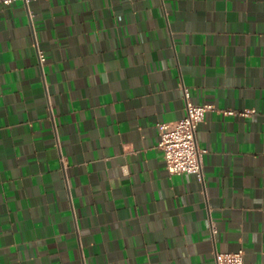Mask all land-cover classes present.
Masks as SVG:
<instances>
[{
  "label": "crops",
  "instance_id": "1",
  "mask_svg": "<svg viewBox=\"0 0 264 264\" xmlns=\"http://www.w3.org/2000/svg\"><path fill=\"white\" fill-rule=\"evenodd\" d=\"M184 88L215 107L197 132L203 179L170 174L158 145ZM239 249L264 264V0L0 6V264Z\"/></svg>",
  "mask_w": 264,
  "mask_h": 264
},
{
  "label": "built area",
  "instance_id": "2",
  "mask_svg": "<svg viewBox=\"0 0 264 264\" xmlns=\"http://www.w3.org/2000/svg\"><path fill=\"white\" fill-rule=\"evenodd\" d=\"M21 1L26 7L35 0H0V6H7ZM41 65L46 61V54L38 50ZM186 99V115L171 122L158 123L159 147L163 150L167 170L170 174L193 173L203 179L204 149L198 145L197 132L204 121L207 111L214 109L211 103L196 104L190 99V93L184 88ZM237 110L227 109L226 113H235ZM243 115L254 112L253 109L239 111ZM215 264H244V250L215 253Z\"/></svg>",
  "mask_w": 264,
  "mask_h": 264
}]
</instances>
